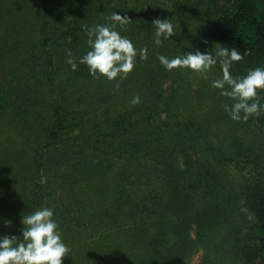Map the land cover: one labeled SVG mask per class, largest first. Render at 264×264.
I'll list each match as a JSON object with an SVG mask.
<instances>
[{"label": "trees", "instance_id": "16d2710c", "mask_svg": "<svg viewBox=\"0 0 264 264\" xmlns=\"http://www.w3.org/2000/svg\"><path fill=\"white\" fill-rule=\"evenodd\" d=\"M21 1L0 0V57L10 66L8 73L0 74V225L5 224L6 217L16 222L8 235L21 237L18 228H23L22 216L43 202L38 190L18 210L9 212L17 183L22 180L27 188L37 176L36 170L54 161L67 147L66 134L78 137L88 127L85 138L91 147L84 153V148L75 147L67 154L69 160H76L72 166L78 158L81 163L71 183L81 180L88 187L81 203L75 198L60 212L55 210L63 235L74 225L71 217L90 215L97 205L101 209L97 224L93 215L82 223L92 230L93 243L98 239L96 231L103 230L106 262L102 264L137 261L139 257L140 264H175L197 243L190 235L193 225L199 237L222 234L211 247L223 264H264V113L247 121L230 118L224 105L232 101L211 86V80L221 75L219 64L209 79L193 83L196 73L187 69L168 71L157 59L158 53L171 57L197 48L203 51L204 45L212 49L213 43L219 42L241 53L247 50L244 59L232 65L234 76L264 67V0H168L173 8L170 16L163 11L153 17L146 12L158 0H58L65 28L62 33L70 38L82 36L81 40L67 41L78 68L73 71L70 65L62 84L54 83L57 69L50 40L57 38L48 26L44 0H24V5ZM22 6L25 15L42 19L35 40L26 36L28 26L22 25L29 20L15 16ZM118 6L127 11L123 15L128 10L136 12L137 23L149 27L143 36L134 38L149 49L148 59L138 61L135 72L120 81L119 87L103 77L93 86L96 78L86 65L79 64L80 55L88 50L86 27L103 23L104 14ZM156 16L171 17L177 26V35L163 40L160 46L153 42L150 22ZM31 54L43 58L45 67H50L39 80V94L38 86L28 82ZM10 57L14 61H8ZM159 76L174 77L180 81L179 86L188 83V93L205 104L204 118H176L171 105H178L180 98L175 101L164 94ZM92 86L96 96L102 91L98 99L91 93ZM136 95L141 102L130 104ZM35 97L30 104V98ZM259 99L264 102V91H260ZM99 108L98 120L93 114ZM163 112L166 114L162 117ZM101 124L114 131L105 132ZM29 141L34 143L30 145ZM92 149L98 152L93 155ZM182 158L187 163L184 170L177 163ZM229 158L243 161L250 169L238 174L217 171V165ZM251 170L255 176L246 174ZM95 171L99 175L108 172V177L104 174L97 180ZM2 194L7 204L1 201ZM118 196L126 199L127 210L118 207ZM246 222L251 233L241 230ZM70 231L72 238L81 232ZM126 247L138 250L126 254ZM96 258L93 253L89 259L95 264Z\"/></svg>", "mask_w": 264, "mask_h": 264}, {"label": "rangeland", "instance_id": "374dc122", "mask_svg": "<svg viewBox=\"0 0 264 264\" xmlns=\"http://www.w3.org/2000/svg\"><path fill=\"white\" fill-rule=\"evenodd\" d=\"M22 1H24V0H22ZM56 1L58 2V0H44V5L47 8V12L49 15L48 19H50L48 21V26L51 27L50 30H52V32L55 34V37L57 38L56 41L50 40V43H52L51 44L52 48H53L52 50L54 51V57L56 59L54 65H55V68L57 69V72L55 75L56 80H54V83L56 82L58 84H62V83L66 82L67 71H68V68L70 67V64L67 62V60L69 58V52L71 51L70 50L71 48L68 46L67 41H69L70 39L81 40L82 36L81 37L79 36V38H78V37H75L74 35H72V38H70L69 36L62 33L65 30V28H64V25L63 26L61 25L62 24V16L60 15V6H58ZM3 2H4V0H3ZM21 2H20V4H21ZM22 5H24V2H22ZM18 8H20V13H16L15 16H18L21 19H23L25 17L26 19L29 20V22H27L26 20L22 21V25L25 24V27H26V25L28 26L26 36L30 40H35V37L38 36L36 33H37V30L40 26V23H42V19L40 17H38L37 19H34L33 15H27L26 14L27 15L26 16L25 15L26 12L23 11V9H25L24 6L18 7ZM172 9L173 8L170 5V2L168 0H158V3H153L152 7L149 8V10L147 9L146 15L147 16L150 15L149 17H153L154 15L161 14L164 11V12L168 13V16H170L169 12ZM113 11H116V12L120 13L121 15H123V11L127 12L125 9H122L121 6H118L116 9L112 10L111 12L110 11L106 12L104 14L105 17L110 15ZM127 15L129 16L130 23L125 26L126 30H122V34L130 37L138 48L143 47L141 45L142 41H136V39H134V38H136L135 35L143 36L144 31H147V29L149 27L146 26V23H143L141 25H139L137 23L138 20H136V18H137L138 14L136 12H134V11L131 12L130 10H128ZM105 17H103V23L106 22ZM157 18H159V17H157ZM150 22H152V21H150ZM152 27H154V26L152 25ZM55 28H56V30H55ZM137 32H138V34H136ZM143 44H145V43H143ZM78 46H80V44H78ZM203 48H204L203 51L211 50V48H209L208 45H204ZM71 56L74 57L73 54H71ZM30 57H31V59H30L31 62L29 64L30 66L27 65L28 67H30V68H27V72H28L27 76L28 77L31 76V78L29 79L28 82H29V85L38 86L37 92L39 94V91H40L39 80H42L45 77L44 75L46 74V71L49 70L50 67L46 68L44 65L43 58L38 59L37 54H34V55L31 54ZM8 61H14V60H13V58L10 57L8 59ZM138 61H140V60H138ZM9 67L10 66H8L7 60L5 61V59L3 60V58L1 59V57H0V74L8 73V71H9L8 69H10ZM136 68H137V65H136L135 69ZM135 69L133 70L134 72H135ZM100 79H102V78L94 79L91 84H93V82H94L93 86H96V84H98L99 82H102ZM202 79L203 78L197 74L196 80H195V78L193 79V81H194L193 83H197L200 80L202 81ZM158 83H161V86L164 90L165 95H171V98H173L175 101H177V99L180 98L179 99L180 103H178V105H176V106L171 105V108H172L171 111H173L176 114V118L189 119V120L193 119L194 121H198V120L202 119L203 113H204L203 110H205V108H204L205 104H203V102H201L199 99H197L196 95H194L192 93H188L189 92L188 83L182 82L181 85L179 86L180 81L174 77H171V76H168V77L167 76L166 77L165 76L164 77L159 76ZM203 83H204V80H203ZM93 86L90 88V90L92 91L91 93L95 95V93H97V90ZM191 88H194V86L192 85ZM91 93H90V95H92ZM101 95H102V91L99 93L98 96L95 95L94 97L96 99H98L99 97H101ZM39 97H42L41 93H40ZM33 98H30V101H29L30 104L34 103V100H36L38 97H35V99H33ZM123 105L124 104H122L121 107ZM128 106L129 105H127L126 107H128ZM100 111H101L100 108H99V110L95 109V113L93 114V117H96L99 120ZM165 114H166V112H163L162 117L165 116ZM101 127H102V129H104L105 132H106V130L112 131V132L114 131L113 127H111L107 124L106 125L101 124ZM87 130H88V127H84V130L80 131L81 134L78 137L72 136L73 133L66 134L65 138L67 141V143H66L67 147L65 146V148L60 152V154H58V155L56 154L57 157H55L54 161H48L45 165H43L41 168H38V170H36L37 176L35 178L31 179L30 183L28 182L29 185L27 188L23 185L24 182L22 180L17 183V187L14 188V190L11 194V198L9 200L13 203L12 208L11 207L8 208L9 212H14L15 210H18V207L20 206V204L24 205L26 202L25 200L30 198L31 195L36 194V192H38V190H39L38 193H40V196H42V198H43L40 201H43V202L38 204V207L33 208L32 211L36 210L40 206H43L44 204L48 205V206H52V207H54L55 210L59 211L60 209L64 208L66 205L72 204V202H73L72 199H75V198H77L76 200H77L78 204L81 203V201H82L81 199H83L85 197V195L83 194V193H85L84 189H87L85 187H88L86 185L87 182H82L80 180L79 182L75 181L73 184L71 183V181H73L75 179L74 175H77L80 172L81 163L79 164V158L77 157L78 160H77L76 165L72 166L71 164H73V161H76V160H73V161L69 160L67 157V154L71 151L73 152L75 147H77V149L82 147V148H84L83 153L85 152V150L87 152V149H89L91 147V143L86 141L87 138H85ZM29 143L31 145L34 142L29 141ZM101 144L103 145L104 142H102ZM95 152H98V150L97 149L91 150V153L93 155ZM102 154H104V153L102 152ZM109 158H111V157H108V160H110ZM192 158H194V157L192 156ZM16 161L19 162L20 160L18 159ZM111 161H108V162H111ZM177 163L179 164V169H181V170L187 169L186 168L187 166L184 164L186 162H183V158L178 159ZM244 164L245 163L243 161H242V163H237L235 161V159L229 158L227 160H222L221 164L217 165V167H218L217 171L221 170L223 172H225V171L229 172L230 174L231 173L232 174H238V173L247 171V169H250V168H246V166ZM99 166H100V164H99ZM197 169H198V167H197ZM249 173L254 174V176L256 174V172H254L253 170H251L250 172H247L246 174H249ZM104 174L106 175V177H108V172H106ZM104 174L99 175L98 171H95L94 176L97 180H99L102 177H104ZM68 175L70 177L69 179H67ZM87 178L88 177H85L84 181H86ZM256 178H258L259 180L261 179L259 175ZM91 180H92V178H91ZM84 183H85V185H83ZM3 189H6V188H3ZM1 196L3 197V200H1V201H3L4 204H7L8 202L4 201L5 195L2 194ZM122 198L123 197H119V196L116 197V200L118 202V207L120 209L121 208L126 209L127 208V205L125 204L126 199L123 200ZM96 210H98V211H96ZM99 210H101V209L97 208V205H96V207L93 206V208L91 209L92 213L90 215L86 214L85 217L83 216L82 218H78V217L72 218L71 217L70 221H71V223H74V225L72 224L71 226H69L67 231L65 230L64 238H65V241L72 248V256L68 255L67 257L63 258V264H94V262L91 263V261L89 259L91 257V255H93V253L94 254L96 253V255H97L96 263L102 264L104 261L106 262L105 256L102 253L103 252L102 248L104 245V243H103L104 239L102 236L103 230L102 231L101 230L96 231L97 232L96 238H98V239H96L97 240L96 243H93V241H92V239H93L92 238L93 237L92 230H91V232L88 231V229H90V228L84 226V224L82 223V221H84V223L86 222L87 216L92 217L91 215H93V220H94L93 223L97 224V221H98L97 215L99 214ZM88 212L89 211H87V213ZM10 217H11V215H10ZM5 220H8V218L6 217ZM75 220L78 221V222H76L77 224H75ZM14 223H16V222L13 221V223L9 224L8 226L5 224L2 226L0 225V235H8L9 232H11V230L14 229V226H15ZM249 224H250L249 222H246L243 225L244 227L241 228V230L243 232L247 231V233H251L249 231V228H248ZM18 229L21 230V228H18ZM71 229H73L74 232H76V231H81V232H79L75 238H72V236H71L72 231H70ZM83 229H84V231H83ZM190 235L192 238L197 240V243H195L194 248H192L190 252H187L185 257L183 256L181 259L176 261L175 264H223V262H222L223 260L220 256L219 257H218V255L214 256L215 255L214 250H213V247H211L212 241H215V239L219 238L222 234H220L218 236V235L212 233L211 235L209 234L208 237L206 235L199 237V235L197 234L196 229L193 225V228L190 229ZM136 250H138V249L126 247L125 253L126 254H131V253L135 254ZM161 250H162V247H161ZM163 252H165V250H163ZM166 254L167 253H164V255H166ZM121 264H140V257L137 261L134 260V261L129 262L126 260V262L121 263ZM230 264H235V262H231Z\"/></svg>", "mask_w": 264, "mask_h": 264}, {"label": "clouds", "instance_id": "9594fccd", "mask_svg": "<svg viewBox=\"0 0 264 264\" xmlns=\"http://www.w3.org/2000/svg\"><path fill=\"white\" fill-rule=\"evenodd\" d=\"M105 21L86 27L88 50L79 57V64L86 65L94 78L103 77L119 87V82L135 69L138 58L148 59L149 49L138 48L130 37L122 34L130 23L126 14L113 11ZM152 25L156 46L177 35V26L171 17L157 18ZM247 54V50L241 53L236 48L214 42L211 50L197 48L171 57L158 53L157 59L168 71L187 69L203 79H209V74L219 64L221 75L211 80V86L232 101L224 105V110L233 121H247L253 115L264 113V102L259 99L260 91H264V67L251 68L242 76H234L231 72L234 62L242 61ZM67 62L73 71L77 70L78 64L70 52ZM140 102L139 95L130 101L131 104ZM10 223V220L5 221L6 225ZM21 223L22 238L0 235V264H63V258L72 256V248L65 241L54 207L40 206L22 216Z\"/></svg>", "mask_w": 264, "mask_h": 264}]
</instances>
